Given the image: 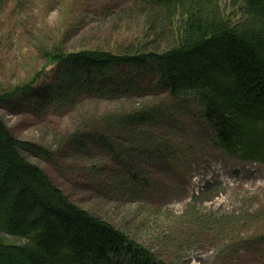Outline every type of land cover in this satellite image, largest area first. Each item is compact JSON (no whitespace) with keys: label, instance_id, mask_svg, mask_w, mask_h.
Listing matches in <instances>:
<instances>
[{"label":"rangeland","instance_id":"1","mask_svg":"<svg viewBox=\"0 0 264 264\" xmlns=\"http://www.w3.org/2000/svg\"><path fill=\"white\" fill-rule=\"evenodd\" d=\"M134 2L11 3L0 16V117L27 144L21 152L28 162L75 205L124 227L126 237L151 252L153 264H264V163L224 153L199 116L198 99L172 98L152 67L116 66L89 80L72 68L60 78L65 94L58 90L56 65L46 60L50 50L118 53L145 42L139 16L124 15ZM92 82V90H77ZM75 92L82 93L74 98ZM121 102L144 107L147 117L117 132L120 151L110 152L87 119ZM127 162L131 174H122ZM202 216L209 217L207 231L200 229ZM112 264L137 262L122 253Z\"/></svg>","mask_w":264,"mask_h":264},{"label":"trees","instance_id":"2","mask_svg":"<svg viewBox=\"0 0 264 264\" xmlns=\"http://www.w3.org/2000/svg\"><path fill=\"white\" fill-rule=\"evenodd\" d=\"M15 1L0 0V16ZM223 1L236 11L235 17L223 9ZM135 14L145 42L126 51H45L46 60L56 65L57 80L72 68L81 69L89 80L116 66L135 72L152 67L172 98L199 100V116L224 153L264 163V0H135L124 15ZM63 81L57 87L64 93ZM93 82L77 90H92ZM26 89L25 94L32 87ZM117 105L102 117H89L86 124L101 129L97 136L110 152L120 151L117 132L147 117L140 111L144 107ZM26 145L0 117V264H110L122 252L137 264H153L151 252L126 237L124 227L66 198L43 169L23 157ZM128 168H133L129 162L121 173L131 174ZM198 220L201 231H207L209 217ZM215 222L222 228L230 225Z\"/></svg>","mask_w":264,"mask_h":264}]
</instances>
